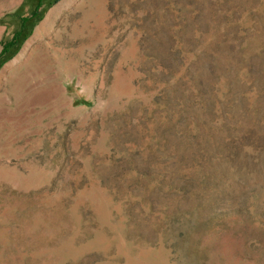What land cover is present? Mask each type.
I'll list each match as a JSON object with an SVG mask.
<instances>
[{"label": "rangeland", "instance_id": "rangeland-1", "mask_svg": "<svg viewBox=\"0 0 264 264\" xmlns=\"http://www.w3.org/2000/svg\"><path fill=\"white\" fill-rule=\"evenodd\" d=\"M49 1L0 67V264H264V0Z\"/></svg>", "mask_w": 264, "mask_h": 264}, {"label": "trees", "instance_id": "trees-1", "mask_svg": "<svg viewBox=\"0 0 264 264\" xmlns=\"http://www.w3.org/2000/svg\"><path fill=\"white\" fill-rule=\"evenodd\" d=\"M44 1L45 0H38L39 5L34 7L29 17H20V9H17L16 11L6 15V17H18V20L20 21V27L14 32L11 39H9L8 41H3L1 43L2 49L0 51V67L5 62H7L12 56H14L16 52L20 49L22 43L27 39L29 35V30L32 26V23L40 20V15L37 14V8ZM50 3L51 1H49L47 4Z\"/></svg>", "mask_w": 264, "mask_h": 264}, {"label": "bare ground", "instance_id": "bare-ground-1", "mask_svg": "<svg viewBox=\"0 0 264 264\" xmlns=\"http://www.w3.org/2000/svg\"><path fill=\"white\" fill-rule=\"evenodd\" d=\"M51 23V16H49V18L47 19V21H45V23L41 26V27H39V29L37 30V32H36V34H35V36H34V38L33 39H36V41H38L39 42V39L41 38V30L43 29H45L47 26H49V24ZM30 42L26 45V47L24 48V50H23V52H22V54H21V56H23L24 57V60H26V59H28L29 57V54H30V51H31V46H30ZM24 60H22V62L24 61ZM20 63V62H19ZM18 63V64H19ZM20 65V64H19ZM14 66V64H11V65H9V66H7L6 67V69H5V72L6 71H8V69H10V68H12ZM5 72H3L2 74H4ZM1 74V75H2Z\"/></svg>", "mask_w": 264, "mask_h": 264}, {"label": "crops", "instance_id": "crops-1", "mask_svg": "<svg viewBox=\"0 0 264 264\" xmlns=\"http://www.w3.org/2000/svg\"><path fill=\"white\" fill-rule=\"evenodd\" d=\"M1 42H3V40H2V39L0 40V44H1ZM1 49H2V47H1ZM1 49H0V51H1Z\"/></svg>", "mask_w": 264, "mask_h": 264}]
</instances>
